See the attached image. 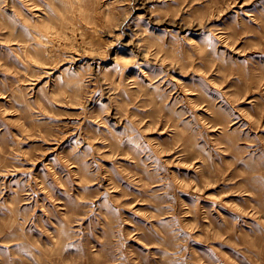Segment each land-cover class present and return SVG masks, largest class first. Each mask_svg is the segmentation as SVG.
Segmentation results:
<instances>
[{"label": "rangeland", "instance_id": "1", "mask_svg": "<svg viewBox=\"0 0 264 264\" xmlns=\"http://www.w3.org/2000/svg\"><path fill=\"white\" fill-rule=\"evenodd\" d=\"M0 264H264V0H0Z\"/></svg>", "mask_w": 264, "mask_h": 264}]
</instances>
